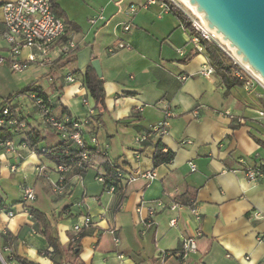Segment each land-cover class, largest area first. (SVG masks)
<instances>
[{
    "label": "crops",
    "instance_id": "0c3cea01",
    "mask_svg": "<svg viewBox=\"0 0 264 264\" xmlns=\"http://www.w3.org/2000/svg\"><path fill=\"white\" fill-rule=\"evenodd\" d=\"M10 1L14 0L0 3ZM52 2L63 15L60 19L68 42L79 47L74 61L52 68L62 56L64 44L59 41L46 63L31 64L21 75L11 74L0 22V53L6 59L0 66V98L34 83L47 94L60 90L59 104L72 118L84 119L82 99L94 106L82 86L84 74L93 60L99 61L105 111L100 115L95 111L85 124V140L96 135L100 143L108 145L110 159L125 172L139 176L153 173L154 179L139 177L122 195L106 194L95 182L96 173H103V161L91 154L86 174L68 176L65 194L58 197L50 187L56 176L36 178L33 169L39 158L16 146L24 159L18 172L8 169L13 158L0 155V199L6 211L15 213L12 218L0 213V235L7 233L11 239L5 255L34 264H53L40 254L47 248L40 224L18 203L20 185L28 183V175L34 178L35 201L27 207L44 214L50 225L56 221L61 245H69L71 228L82 216L91 218L93 225L78 240L83 264H264V179L246 181L242 164H264V122L257 117L261 108L254 111L237 103L235 90L225 98L214 75L199 73L204 55L194 53L187 44L188 30L159 5L142 8L147 0ZM131 5L138 8L134 16L127 11ZM98 14L104 20L89 24ZM127 24L130 30L124 32ZM119 44L124 47L118 48ZM34 52L23 49L20 58L25 60ZM67 75L73 76V83L66 81ZM163 105L170 108L173 118L161 133L156 125L165 120ZM21 110L27 113L30 108L24 103ZM60 113L57 106L54 114ZM41 135L48 148L59 143L50 130ZM140 138L144 141L136 143ZM20 139L13 137L15 144ZM158 142L174 159L153 168ZM16 175L19 180L14 179ZM171 203L183 208L171 211ZM191 203L199 221L188 208ZM152 207L155 212L149 219ZM173 219L176 224L171 226ZM196 229L201 231L197 249L180 262L182 244Z\"/></svg>",
    "mask_w": 264,
    "mask_h": 264
},
{
    "label": "built area",
    "instance_id": "2783aa9c",
    "mask_svg": "<svg viewBox=\"0 0 264 264\" xmlns=\"http://www.w3.org/2000/svg\"><path fill=\"white\" fill-rule=\"evenodd\" d=\"M170 5L175 6L180 10L189 22V32L187 44L191 46V49L196 54H202L205 57L204 66L200 69L199 73L205 77H210L213 75V69L208 62V56L205 50V43H214L223 52H225L240 68L238 60L234 58L233 54L227 48L224 43H222L213 31H209L206 28L205 23L202 22L200 18L191 11L187 10L176 0H147L146 4L142 6L148 7L152 5H159L164 12H171ZM129 16H134L138 8L131 5L127 9ZM104 18L102 14H98L96 17L89 20V24L94 25L96 21H103ZM0 22L3 26V39L7 45V49L10 55V72L13 75H21L24 73L31 64L34 63H46L48 56L53 49L54 45L58 43L65 33V24L58 18L52 10V0H14L10 2L0 3ZM130 30V25L127 24L123 27L124 32ZM73 42L65 43L61 48V54L67 53L75 48ZM123 44H119L118 48H123ZM23 49L33 50L34 53L28 55L25 60L20 58V53ZM182 54L181 51H179ZM6 61L0 53V66ZM238 62V63H237ZM242 69V68H241ZM243 70V69H242ZM184 80V78H182ZM66 81L68 83H73L74 78L72 75L66 76ZM84 87V85H82ZM248 87V86H246ZM264 88V87H263ZM264 90V89H263ZM40 93V92H39ZM38 92L31 91L24 96L15 97L13 100L6 103L5 107L0 109V127H8L11 130L13 137L20 136L25 137V133L28 131V127L25 121H18V111L24 103H27L30 110L25 115L31 113V109H34L33 116L38 122L47 125L51 131L58 137L60 141H65L73 144L78 148L85 147V124L95 116V109L90 106L86 98L82 99L81 103L86 109V116L84 119H74L71 116L63 115L61 117H56L52 114L51 106L52 101L48 100L47 103L40 97ZM53 98H57V95H53ZM264 98V95H263ZM16 103L18 109L12 111L11 106ZM60 103V97H58L57 105ZM165 120L157 123L156 128L165 132V127L167 121L173 118V113L167 105H163ZM22 111V110H21ZM257 117L260 121L264 122V112H257ZM144 138L136 139V143H141ZM88 143L93 148V151L98 155L103 162L108 163L110 168L114 171V178L119 180L121 184L117 187H125L129 184L137 181L139 177H143L148 181L154 179L153 173H147L144 175H133L130 172H125L123 167L117 162L113 161L109 157V147L105 143H100L97 136L92 134L88 139ZM16 145L12 139H8L4 142L0 141V155L9 156L14 159V162L8 165V169L11 173H16L19 171L20 163L24 160L23 157L17 152ZM29 153L37 154L34 151L29 150L26 144L21 145ZM44 151V150H42ZM38 157V156H37ZM39 158V157H38ZM89 161L88 153L84 152L80 155V160L77 162V166L81 167L83 162ZM243 164V175L246 181L256 182L258 180L264 179V165L263 163H254L251 165ZM191 171H195V166L189 164ZM90 168V166H89ZM88 168V170H89ZM36 178L46 179L50 175H55L56 179L50 181V187L55 195H63L65 193V175L69 171L67 165L56 166L49 161H41L33 169ZM95 182L99 184L103 192L109 195H114L116 192V187L105 184V178L103 173L99 172L95 175ZM35 201V191L32 186L26 182H22L20 185V202L19 205L26 210L28 204ZM157 206L161 207L160 203ZM183 206L177 203H171L168 209L171 211H179ZM191 214L195 220L199 221V213L195 208L194 204L191 203L188 207ZM6 212L0 209V213ZM155 208L148 212V218L151 219L154 215ZM13 211H7L6 215L8 218L14 216ZM171 226L176 224V219L170 221ZM92 221L89 216H82L71 228L72 238L70 242H74L78 239V235L81 231L91 227ZM201 237L200 229H196L194 236L186 239L181 247L178 254L180 260H185L191 253L195 252L197 249L196 240ZM117 242V241H116ZM8 251V249H5ZM49 253L52 252L51 249L48 250ZM162 257L167 256V254L162 253Z\"/></svg>",
    "mask_w": 264,
    "mask_h": 264
},
{
    "label": "trees",
    "instance_id": "16d2710c",
    "mask_svg": "<svg viewBox=\"0 0 264 264\" xmlns=\"http://www.w3.org/2000/svg\"><path fill=\"white\" fill-rule=\"evenodd\" d=\"M169 6L171 13L177 17V19L185 29H188L189 22L187 18L184 16V14L180 10H178L175 6L170 4ZM52 10L58 18L63 17V15L61 14L57 6L54 4V2H52ZM60 41L63 42V44L68 42L66 29L64 36ZM78 50L79 47L75 46L73 50L61 54L62 56L52 64V68L60 69L66 64L73 62ZM205 50L208 56V62L213 69V75L220 84V86H222L224 89L223 96L225 98L231 96L232 91L238 90L237 88L243 89L246 86H250L252 82L250 77L218 46H216L214 43H205ZM83 85L87 92V95L94 103L93 107L96 113L100 115L105 111V92L103 88V81L101 78L97 77L95 71L91 66L87 68L84 74ZM31 91L38 93L40 92L39 93L40 97L44 100L45 103H47L48 100L52 101L53 105L51 106V109L53 115H55L54 109L57 106L60 107L61 113L60 115H55L56 117H61L63 115L70 116V114L60 104L57 105L58 97H60L61 95L60 90L55 91L51 94H47L44 92V90L41 87L38 86L35 87L34 83L25 86L24 88L16 91L15 93L9 95L6 98H0V109L4 108L6 103L13 100L15 97L24 96ZM55 94L57 95V98L54 99L53 95ZM259 102H260L261 111L264 112V98L262 97V99ZM17 109H18V105L14 103L11 106V110L14 111ZM33 113H34V109H31V113L28 115H25L19 109L17 119L18 121L26 122L28 131L25 133V137L23 138L21 137L19 142L18 143L16 142V145L26 144L29 150L34 151L42 162L46 160L56 166L67 165L69 167V171L65 175L64 184L66 183V179L68 176H76L78 178L83 177L88 171L90 165L89 161L83 162L81 164V167L77 166V162L80 160V155L84 152L88 153L89 158L91 154H95L91 145L86 140L85 147L81 149L69 142L59 140V143L57 145L49 148L46 147L43 144L44 138L42 137L41 132L44 131L45 129L51 131V129L47 125L38 122V120H36L35 117L33 116ZM8 139L13 140V136L11 134L10 128L0 127V141L4 142ZM173 159H174V154L169 150H165V147L160 142H158L155 145V152L152 158L153 168H157L161 165L170 164ZM102 165L104 169L103 175L105 178V184H109L116 187L117 189L115 194L122 195L123 192L125 191L126 186L118 188L117 185L121 184V182L114 178V171L112 170V168H110V166L106 162H102ZM52 194L54 196L61 197L65 193L63 195H55L52 192ZM19 202L20 200L18 201V203ZM25 208L28 214L31 216L32 220L35 221L37 224L38 223L40 224L41 234L44 237L47 244V248L42 253H40L42 256L48 257L53 264H83L79 260L78 240L80 239L82 232L84 230L79 233L78 239L76 241L70 242L68 246H63L61 245L55 231L56 221L52 220V225H50L44 214L32 208H28V207ZM0 209L6 211L5 206L3 205L1 199H0ZM8 237L9 236L7 233L0 235L1 256L5 254L6 252L5 249H8L9 248L8 246L11 243V239ZM49 249L52 250L51 253L48 252ZM5 256L6 257L3 258L4 260H2L3 263L5 264H14L13 263L14 261L16 264H34L19 257H15V256L12 257L10 255H5ZM179 261L181 262L180 259Z\"/></svg>",
    "mask_w": 264,
    "mask_h": 264
},
{
    "label": "water",
    "instance_id": "95a60500",
    "mask_svg": "<svg viewBox=\"0 0 264 264\" xmlns=\"http://www.w3.org/2000/svg\"><path fill=\"white\" fill-rule=\"evenodd\" d=\"M185 1L202 15L206 28L228 44L239 64L264 81V0ZM91 67L100 78L99 61L93 60Z\"/></svg>",
    "mask_w": 264,
    "mask_h": 264
},
{
    "label": "rangeland",
    "instance_id": "374dc122",
    "mask_svg": "<svg viewBox=\"0 0 264 264\" xmlns=\"http://www.w3.org/2000/svg\"><path fill=\"white\" fill-rule=\"evenodd\" d=\"M190 48L191 46L188 45ZM238 63V62H237ZM243 71L250 77L252 80L250 86L245 87L243 89L237 88L238 90H235V98L237 103L240 105H246L247 107L252 108L254 111L260 108V100L262 99L264 95V82L263 80H258L256 76L252 73V71L247 70L243 66H241ZM25 107V106H24ZM26 108V107H25ZM255 115V114H253ZM16 180H19L17 175L15 176ZM27 182L31 186L33 184V179L31 176L27 175ZM1 256V255H0ZM6 257L5 254L2 255L0 258L4 260L3 258Z\"/></svg>",
    "mask_w": 264,
    "mask_h": 264
},
{
    "label": "bare ground",
    "instance_id": "6f19581e",
    "mask_svg": "<svg viewBox=\"0 0 264 264\" xmlns=\"http://www.w3.org/2000/svg\"><path fill=\"white\" fill-rule=\"evenodd\" d=\"M179 4H181L183 7H185L187 10L191 11L192 13L196 14L195 11H194V8L189 6L187 4V2L185 0H176ZM198 16V18H200L202 20L203 23H205V21L203 20L202 18V15L201 14H196ZM217 38L221 41V36H217ZM222 42V41H221ZM224 43V42H222ZM224 45H228L227 43H224ZM231 53H233V50H230ZM237 59V58H236ZM238 60V59H237ZM244 68H246L247 70H251L247 65H243ZM253 73V72H252ZM256 78L258 80H262L258 75H255ZM264 82V81H263Z\"/></svg>",
    "mask_w": 264,
    "mask_h": 264
}]
</instances>
